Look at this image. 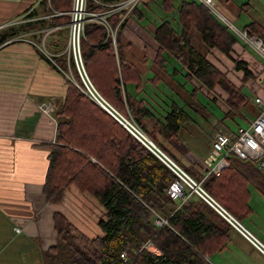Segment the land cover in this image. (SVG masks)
<instances>
[{"label":"trees","instance_id":"1","mask_svg":"<svg viewBox=\"0 0 264 264\" xmlns=\"http://www.w3.org/2000/svg\"><path fill=\"white\" fill-rule=\"evenodd\" d=\"M99 1L102 3L89 0L88 10H106L120 0ZM41 3L53 11L70 7V0H41ZM251 7L248 1L241 3L240 14L249 12ZM151 11L158 14L152 32L159 44L157 63L164 67L171 54L174 66L181 65L180 71L186 68L210 91L226 93L225 102L230 109L223 117L236 115L247 100L245 83L256 78V74L246 60L232 55L233 44L245 41L200 0H138L123 18L126 9L108 14V21L116 31L114 36L101 22L86 21L80 38L85 71L112 106L133 118L162 151L241 221L250 210L248 184L264 186V173L254 161L232 154L219 175L204 176L200 162L195 163L201 169L195 163H182L158 137L178 138L185 110L173 103L161 117L148 108L144 98L129 91L130 84L138 91L143 82L141 71L125 54L130 43H122V30L128 18L148 23ZM36 16L37 12L30 10L23 21L1 26L0 46L27 30L44 29L60 21L67 23L69 19L68 14ZM242 28L264 39V27L256 20L248 19ZM194 31L205 46L218 48L232 60L236 70L242 71L240 85H235L193 47ZM38 33L39 37L34 36L40 40L43 32ZM58 46H62V41ZM68 64L67 68L65 59L61 61V67L77 83L68 78L65 98L54 109L53 140L35 145L47 150L42 193L46 202L55 204L63 203L70 186L90 194L103 207L97 218L102 233L89 236L62 212L55 211V242L43 250V264H213L212 256L228 248L236 228L190 188L185 191V198L172 196L169 189L173 184L185 185L180 176L84 91L72 55ZM155 213L166 222L155 225L152 221ZM146 243H152L157 251L149 250Z\"/></svg>","mask_w":264,"mask_h":264},{"label":"crops","instance_id":"2","mask_svg":"<svg viewBox=\"0 0 264 264\" xmlns=\"http://www.w3.org/2000/svg\"><path fill=\"white\" fill-rule=\"evenodd\" d=\"M247 1L252 6V0ZM247 1L215 0L218 7L233 18V22L238 19L243 26L248 20L249 12L240 14L239 5ZM42 6L41 0H0V26L4 22H11L14 16L18 15H21L20 21H23L26 19L24 15L30 10L37 12L36 18L48 17L49 14L41 11ZM56 11L60 10H54L52 13L55 14ZM150 13L151 18L148 19V23L142 24L133 18H128L122 30V43L124 45L130 43L125 54L141 71L143 82L138 91L134 84H130L129 91L138 98H144L148 108L159 116L165 114L173 103L184 110L190 109L193 113L199 114L203 120L206 117L211 130L215 123L212 120L214 116H211L209 111L208 114L201 115L204 111L193 110L195 103L192 100L196 99L195 102H198L197 99H201V93L204 92L203 83L186 68L180 71L181 65L174 66L175 62L171 54L164 67L157 63L155 57L159 44L152 32L158 14L154 11ZM43 30L45 33H42L40 40L42 39L44 46L48 44L51 48V51L46 50L56 56L53 58L56 64L40 49L39 40L34 36L38 34L39 37L36 30L32 34L24 32V35L25 33L30 35L28 38L20 37L0 46V264H43V250L55 242L56 233L53 225L55 211L62 212L89 236L102 233L97 222V228L93 231L86 219L88 216L98 218L103 211L101 204L90 194L82 193L75 186H70L65 191L63 203L55 204L46 202L42 193L48 164L47 150L35 145L41 141L53 140L55 135L56 121L53 112L64 100L68 85V74H66L68 72L60 64L62 61L60 54L64 53L65 43L59 47L58 42L66 40L68 24L55 23ZM191 41L193 47L206 55L208 60L224 72L235 85L241 84L242 71L234 68V63L226 54L216 47L205 46L200 35L195 31L192 32ZM232 48V55L246 60L250 69L256 74V78L249 79L245 83L247 100L240 107L247 108V103L252 100L253 107L247 109L250 116H235L241 120L242 123L239 124L229 118L234 126L247 125L259 109L254 97L264 96V63L245 43L236 42ZM66 53V58L68 57L69 60L71 54L68 51ZM211 54L212 60L209 57ZM174 71L177 74H174ZM189 89H194L191 94ZM220 94L225 98L224 91ZM248 94H252L251 99ZM43 102L51 104L50 113L40 108ZM226 119L224 118L223 121L225 122ZM179 134L180 131L178 136ZM158 137L160 138V135ZM207 145L210 148V139ZM208 149H205L201 156H205L204 153ZM189 150L191 154L188 155L192 156L191 163L201 162L200 158L203 157H195L197 148L190 146ZM195 164L201 169L199 166L201 163ZM87 200L96 203L98 212L95 210L91 214L87 213L88 210L91 212ZM72 201L75 209L71 205ZM15 227L20 230L16 231ZM260 241L264 244L262 240ZM32 260L33 263L30 262ZM212 263L264 264V253L234 229L228 248L214 253Z\"/></svg>","mask_w":264,"mask_h":264},{"label":"built area","instance_id":"3","mask_svg":"<svg viewBox=\"0 0 264 264\" xmlns=\"http://www.w3.org/2000/svg\"><path fill=\"white\" fill-rule=\"evenodd\" d=\"M200 1L227 25L235 28L236 33L245 41V43L254 49L264 59V39L262 37H259L255 33H249L245 28L236 27L233 22L220 11L215 0ZM137 2L138 0H120L106 10L97 11L88 10L87 0H72L71 19L70 22H68V52L71 53L74 58L77 70L86 87V93L96 100L101 106H103L109 113H111L138 140H140L160 159H162L174 172H176V174L180 176L188 188L201 196L225 219H227L236 228V230L249 239L260 251L264 253V244L258 238H256V236H254V234L250 232L239 219H237L214 197H212L201 186L200 182L192 178L177 162H175L164 151H162L161 148L144 132V130L141 129V127L133 118L125 116L114 106H112L98 92L88 77L83 66L80 52V38L84 32L85 22L97 20L104 24L107 28H110L112 26L110 25L108 19L105 18L106 14L116 10L118 11L121 9H126V12L122 16L123 18ZM18 37L10 38L8 41L17 39ZM51 61L56 64L54 59H51ZM72 80L76 82L74 79ZM254 101L256 102L259 109L254 118H252L247 125L240 124L231 129H215L213 131L209 151L203 158H201L200 162L204 176H207L210 173L219 175L220 172L228 166V157L232 154L238 156L241 159H250L254 161L257 167L264 173V96H255ZM40 108H42V110L47 113L52 111V107L49 102H43L40 105ZM180 191V186L174 184L169 189V192L172 196L185 198L186 194L182 195ZM152 221L155 225L160 226L166 222V219L155 213L152 216ZM14 229L16 231L20 230L18 227H15ZM145 247H147L149 250L157 251V249L151 247L149 243H146ZM121 256L124 257L125 254L121 253Z\"/></svg>","mask_w":264,"mask_h":264},{"label":"rangeland","instance_id":"4","mask_svg":"<svg viewBox=\"0 0 264 264\" xmlns=\"http://www.w3.org/2000/svg\"><path fill=\"white\" fill-rule=\"evenodd\" d=\"M88 1L89 0H87V2ZM98 1L99 0H96V2H98ZM252 2H253L252 7L249 9V13H248V19H250V21L256 20L258 23H260L264 27V0H252ZM100 3H102V2L100 1ZM71 4H72V0H70V7L68 8V10L66 9V10L56 11L55 14L56 15L68 14L69 15L68 22H70L71 10H72ZM42 10L45 11L44 12L45 14L52 15L54 13V12L51 13L53 10H50L49 8L47 9L45 7V5L42 6L41 11ZM105 18L108 19V14L105 15ZM20 20H22L21 15L20 16L18 15V16H14V19L11 22L18 23V22H20ZM11 22H4V24H2L1 26L6 25L8 23L11 24ZM68 22H67V24H68ZM58 23H61V21ZM64 23H61V24H64ZM233 24L238 28L243 27V24L239 23L238 19L236 21H234ZM230 28L235 31V28H233V27H230ZM108 30L110 31L112 36L115 35V33H116L115 29L110 27V28H108ZM34 31H35L34 29H31V30H27L25 32H29V34H32V33H34ZM36 31L37 32H43L44 30L43 29H37ZM43 33H45V31ZM29 34L25 33V35H24V32H23V33L15 35L13 37L21 36L24 38H28V37H30ZM18 38H20V37H18ZM38 43H39L38 45L40 46V49L50 57L49 59L50 60L53 59L55 55L52 53H48V51L46 50V49H48L49 51H51V48L48 46V44H45V46H44L42 44V39L39 40ZM62 44H64V46H63L64 53L62 52L60 54L62 56V58L61 57L60 58L62 60L65 59L66 65L68 68V65H69L67 62L68 57L66 58V54H67L66 52L68 51V36L66 37V40L64 39V41H62ZM209 57L212 60V54L209 55ZM67 74H68V78H71V79L74 78L70 73H67ZM262 82H263V80H262ZM82 83L84 85L83 80H82ZM189 88H191L190 85H189ZM85 90H86V87L84 85V91ZM203 91H204L203 94L201 93V99H199V98L197 99L198 102H195L196 99H194V100L191 99L192 102L195 103V104H193L195 107V108H193V110L204 111V113H201V115L202 114H208L207 111H209L211 113V116H214L212 120H213V123L214 122L215 123H214V127L213 128L211 127V130H214V129L223 130V129H227V128L231 129L235 126L233 125V123H231L230 119L238 122L236 124H239L242 122L240 119H238L235 116H242V115H243V117H249L250 116L247 109L250 107H253V104L251 102L252 100L247 103V108H244L246 111L243 108H240L236 115H234V116L227 115L226 117H223L224 113L230 109V106L225 102L224 96L222 94H219L216 91H210L206 87H204ZM219 91H220V89H219ZM189 92L191 94V89H189ZM248 95L251 99L252 94H248ZM198 103H200L201 105H199ZM185 112H186L185 115H188V116H186L185 119H183L182 128L180 130V134H179L178 138L165 139V138H162L161 136H160V138H161L163 144L176 157L178 156L180 158V160H182V162H184L185 164H191L192 156H189L191 154V151L189 150L190 146H195L198 150L197 155L195 157H197V158L204 157V156H201V154H203L202 152H204L205 149L209 148L207 143L209 142V139L211 141L212 136H211V130H210V123L208 121H206V117H204L205 120H203L199 114L197 115L196 113H193V111L190 109H185ZM160 115H161V117H163V114H160ZM229 116H231V117H229ZM233 117H235V120ZM224 118H227L225 120V122L223 121ZM197 121H199V123ZM216 122H217V124H216ZM188 151H189V153H188ZM208 151H209V149H208ZM208 151H206L204 153V155H206V153ZM185 185H182V187H180L181 188L180 192L182 195L185 194V191L186 192L188 191V186L187 185L185 186ZM247 187H248L247 204H248V206H250V210H249V214L247 215V217L241 219V222L252 233H254L260 240H262L264 242V186L258 187L257 184L255 185L253 183H250V184H248ZM87 203H88V209L91 210V212H89V210L87 211L88 214H91L95 210H97V212H98V206L96 205V203L93 200H87ZM73 204H74V201H72V203H71L72 207H73ZM97 212H96V214H97ZM81 217H85V216H81ZM86 219L90 223L91 230L94 231L95 228H97V224H96L97 218L88 216V218H86ZM237 237L241 238L238 235H237ZM239 240H241V239H239ZM149 245L151 247H154L152 245V243H149ZM258 257H260V256H258ZM30 262L33 263V260Z\"/></svg>","mask_w":264,"mask_h":264}]
</instances>
